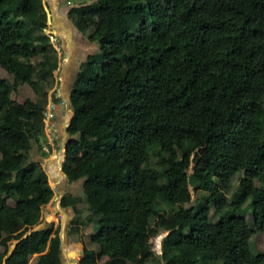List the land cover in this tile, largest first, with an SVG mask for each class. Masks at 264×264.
Here are the masks:
<instances>
[{
	"label": "trees",
	"instance_id": "1",
	"mask_svg": "<svg viewBox=\"0 0 264 264\" xmlns=\"http://www.w3.org/2000/svg\"><path fill=\"white\" fill-rule=\"evenodd\" d=\"M69 16L82 32L89 19L97 51L72 79L62 170L82 163L88 190L73 199L88 197L105 264L124 253L123 264H150V238L163 230L164 264H264L251 245L264 233V0H91ZM46 21L43 0H0V67L13 78H0V264H61L58 227L31 231L53 196L30 159L59 61ZM23 84L37 99L21 108L11 93ZM197 149L204 170L189 181L201 195L186 206L180 183ZM242 170L251 174L230 191Z\"/></svg>",
	"mask_w": 264,
	"mask_h": 264
},
{
	"label": "rangeland",
	"instance_id": "2",
	"mask_svg": "<svg viewBox=\"0 0 264 264\" xmlns=\"http://www.w3.org/2000/svg\"><path fill=\"white\" fill-rule=\"evenodd\" d=\"M90 2L91 0H59V7H56L57 11H55L56 9L54 10L55 18L58 16L57 19H55V23H53V21L51 22V19H49V13L46 11L47 25L44 32L49 35L50 42L53 44L54 48H56L60 59L58 61L57 69L53 72L55 82L53 88L47 93V104L45 108L51 106L54 110L58 109L60 118L64 121L65 126H63V130L58 132V134L44 126V138L41 139V148L37 149L36 146L30 153V159L35 162V164L41 166L47 174L48 183L53 190L51 200L41 208L42 220L40 224H43L44 222L49 224L52 222L54 227H58L59 236L62 238L63 242L61 247V264H81V262L85 264H105L109 260L106 256H103L100 253L99 245L95 241L97 231L93 224L94 217L91 216V213L87 208L88 203L85 201L75 202L73 199L80 186H84L86 192L88 190V187L83 183V179L76 177L82 163H78L71 175H66L62 170V163L64 162L63 148L64 142L67 139L66 128L68 120L72 116V110L70 111L69 108V100H67L69 99V90L72 84L71 79L74 75H76V67H78L79 64L85 60L88 54L97 51L96 42L85 41L88 33L90 32L89 19L87 17L82 18L83 23L85 24V30L83 32L81 31L83 35L82 38H80L78 34L80 31L72 19L70 17L69 19H66L65 9H69V6L71 8L73 5L76 6ZM51 23L53 25H51ZM67 54L69 55L68 58L66 57ZM59 77L61 81H63L62 86L60 85V81L57 83V79H59ZM0 78H5L10 81L13 80L12 76L6 73L1 67ZM55 96H58V98L61 96V99H65V102H56V100H54ZM27 99H37L36 95L27 84L19 86L17 90L12 91L11 93V101L21 108L25 107ZM55 116L56 114L54 113L52 119L49 121L50 123L53 120L59 119ZM196 153L198 154L199 159L196 161L190 160L189 167L180 183L182 187V197L186 206L195 205L201 195V192L196 191L189 181V175L194 172H203L204 170L203 158L205 153L203 149H197ZM176 167L177 166L175 165L171 168L169 176L176 174ZM157 171H160V169L156 165V162L154 163L153 161V167L150 173L154 176L157 174ZM250 174L251 172L249 170H242L237 173L233 178L230 191L236 187L241 178ZM163 182H161V186L165 187ZM155 183L156 180H151L152 185H155ZM166 190L167 192L170 191L168 187ZM66 198L73 204H76V211L72 210V204L68 203ZM8 204L10 206L11 213H16L14 203L10 200L8 201ZM168 208L169 206H167L165 202H162L161 209L167 210ZM212 212L213 211L211 210V213ZM76 216L80 219L86 220L88 224L85 226L72 224L71 221ZM164 222L167 223L171 229L174 228L175 223L168 216L164 217ZM167 232V230H163L158 235L150 238L151 254L148 263L164 264L161 258L160 244L162 238L167 234ZM2 237L3 233L0 232V239ZM13 242L14 241L10 243L9 248L12 247ZM252 244L258 250L264 252V233L253 235L251 238V245ZM84 248L94 250L96 255L94 263H91L83 258ZM110 262L113 264L130 262L129 253H124L116 259H111Z\"/></svg>",
	"mask_w": 264,
	"mask_h": 264
},
{
	"label": "crops",
	"instance_id": "3",
	"mask_svg": "<svg viewBox=\"0 0 264 264\" xmlns=\"http://www.w3.org/2000/svg\"><path fill=\"white\" fill-rule=\"evenodd\" d=\"M62 1H65V0H62ZM43 3H44V8L46 9V11H48L47 13H49V19H51V22L53 21V23H55L56 21H55V19H57V17L58 16H56V18H55V15H54V10L55 11H57V8L56 7H59V0H43ZM74 6V5H73ZM72 6V7H73ZM71 7V8H72ZM70 6H69V9L67 8V9H65L66 10V19H69V11H70ZM51 25H53L52 23H51ZM81 35H83V33H80ZM85 41H88V42H91V41H89V39L87 38ZM87 42V43H88ZM89 55V54H88ZM66 57L68 58L69 57V55L67 54L66 55ZM87 58V57H86ZM85 58V59H86ZM59 59H60V57H59ZM83 62V61H82ZM81 64V63H80ZM80 64H79V66H80ZM79 66L78 67H76V71H75V73H77V70H78V68H79ZM75 76V75H74ZM74 76H73V78H74ZM72 78V79H73ZM72 79H71V81H72ZM60 81V85L62 86L63 85V81H61V79H60V77H59V79H57V83ZM55 99H57V101L59 102V101H64L63 99H61V96L58 98V96H55ZM67 100H69V99H67ZM65 102V101H64ZM56 112H55V114H56V118H59L58 120H53L52 122H51V125H50V130H53V132H55L56 134H58V132H61L62 130H63V126H65V123H64V121L63 120H61V118H60V113H59V110L57 109V110H55ZM70 111H71V108H70ZM65 129V128H64Z\"/></svg>",
	"mask_w": 264,
	"mask_h": 264
},
{
	"label": "built area",
	"instance_id": "4",
	"mask_svg": "<svg viewBox=\"0 0 264 264\" xmlns=\"http://www.w3.org/2000/svg\"><path fill=\"white\" fill-rule=\"evenodd\" d=\"M51 105V104H50ZM55 113V110L51 108V106L46 108V111L44 112V121H45V126L50 129L51 123L49 122L53 115Z\"/></svg>",
	"mask_w": 264,
	"mask_h": 264
},
{
	"label": "water",
	"instance_id": "5",
	"mask_svg": "<svg viewBox=\"0 0 264 264\" xmlns=\"http://www.w3.org/2000/svg\"><path fill=\"white\" fill-rule=\"evenodd\" d=\"M64 151H65V148H64ZM87 186V185H86ZM85 202H87L88 203V197H86V200H85ZM72 210L73 211H76V205L75 204H73L72 206ZM43 225H46V222H44L43 224H39L38 226H36V227H34L31 231H33V230H36V229H39L40 227H42ZM31 231H28L27 233H25V235H24V237L26 236V235H28ZM169 232V231H168ZM167 232V233H168ZM60 240H61V247H62V238L60 237ZM17 241H14L13 242V244H12V247H10V249H9V253L12 251V249H13V247H14V245H15V243H16ZM62 250V249H61ZM9 253H8V255H9ZM61 258V257H60Z\"/></svg>",
	"mask_w": 264,
	"mask_h": 264
},
{
	"label": "flooded vegetation",
	"instance_id": "6",
	"mask_svg": "<svg viewBox=\"0 0 264 264\" xmlns=\"http://www.w3.org/2000/svg\"><path fill=\"white\" fill-rule=\"evenodd\" d=\"M81 32V31H80ZM80 32H78V34H79V37L80 38H82V35L80 34ZM82 33V32H81ZM70 106V105H69ZM70 108V107H69ZM56 112V111H55ZM68 122H69V120H68ZM65 143V142H64ZM63 151H64V148H63ZM63 156H64V152H63Z\"/></svg>",
	"mask_w": 264,
	"mask_h": 264
},
{
	"label": "clouds",
	"instance_id": "7",
	"mask_svg": "<svg viewBox=\"0 0 264 264\" xmlns=\"http://www.w3.org/2000/svg\"><path fill=\"white\" fill-rule=\"evenodd\" d=\"M49 36V35H48ZM46 109V108H45ZM76 205V204H75ZM10 249V248H9Z\"/></svg>",
	"mask_w": 264,
	"mask_h": 264
}]
</instances>
